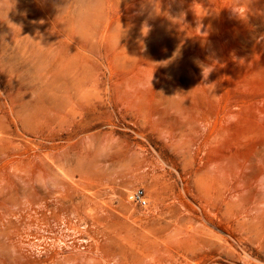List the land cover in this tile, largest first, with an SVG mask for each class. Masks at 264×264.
<instances>
[{"label":"rangeland","instance_id":"374dc122","mask_svg":"<svg viewBox=\"0 0 264 264\" xmlns=\"http://www.w3.org/2000/svg\"><path fill=\"white\" fill-rule=\"evenodd\" d=\"M0 264H264V0H0Z\"/></svg>","mask_w":264,"mask_h":264},{"label":"built area","instance_id":"2783aa9c","mask_svg":"<svg viewBox=\"0 0 264 264\" xmlns=\"http://www.w3.org/2000/svg\"><path fill=\"white\" fill-rule=\"evenodd\" d=\"M127 200L139 208H145L147 206V201L145 193L141 189L132 191L127 195ZM79 232L71 233L63 238L58 237H45L40 240H44L43 243L36 244L41 250L44 251L45 248H57L67 251L80 250L84 251L86 248L87 240L85 238L78 237ZM37 242V241H36Z\"/></svg>","mask_w":264,"mask_h":264},{"label":"bare ground","instance_id":"6f19581e","mask_svg":"<svg viewBox=\"0 0 264 264\" xmlns=\"http://www.w3.org/2000/svg\"><path fill=\"white\" fill-rule=\"evenodd\" d=\"M208 220V219H207ZM211 221V220H210ZM209 223V222H208ZM230 229V228H229ZM221 230V229H220ZM226 237V236H225ZM234 238V237H233ZM223 239H224V237H223ZM227 239V238H226ZM231 240V239H230ZM226 241V240H225ZM237 241V240H236ZM235 243V242H234ZM233 244V243H232Z\"/></svg>","mask_w":264,"mask_h":264},{"label":"clouds","instance_id":"9594fccd","mask_svg":"<svg viewBox=\"0 0 264 264\" xmlns=\"http://www.w3.org/2000/svg\"><path fill=\"white\" fill-rule=\"evenodd\" d=\"M77 19H79V18L77 17Z\"/></svg>","mask_w":264,"mask_h":264}]
</instances>
